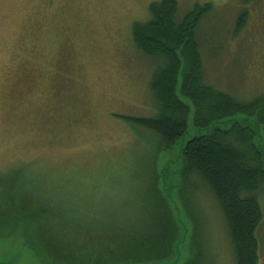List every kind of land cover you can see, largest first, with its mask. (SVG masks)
<instances>
[{
	"label": "rangeland",
	"instance_id": "rangeland-1",
	"mask_svg": "<svg viewBox=\"0 0 264 264\" xmlns=\"http://www.w3.org/2000/svg\"><path fill=\"white\" fill-rule=\"evenodd\" d=\"M159 1L0 0L1 206L13 202L19 189L41 196L70 229L98 222L99 229L124 230L114 221L138 214H130V207L149 195L145 185L153 186L155 166L159 172L166 166L179 182L181 145L163 153L166 164L160 156L156 162L158 140L119 118L152 117L158 111L152 77L161 61L137 49L133 28L150 20V6ZM175 1L179 20L197 5L212 6L198 37L208 83L242 100L263 97L264 0ZM243 11L248 18L235 33ZM191 198L203 252L198 264H236L229 228L213 196L206 188L193 189ZM261 205L264 210V197ZM16 207L9 213L22 218ZM179 211L190 231L185 209ZM38 223L35 218L33 225ZM0 235L11 248L20 245L21 233ZM192 237L190 232L187 253L197 264L200 251ZM259 240V264H264V222ZM14 248L0 250V258L41 264L29 250Z\"/></svg>",
	"mask_w": 264,
	"mask_h": 264
},
{
	"label": "trees",
	"instance_id": "trees-1",
	"mask_svg": "<svg viewBox=\"0 0 264 264\" xmlns=\"http://www.w3.org/2000/svg\"><path fill=\"white\" fill-rule=\"evenodd\" d=\"M242 1L245 5L254 0ZM178 12L175 0L155 2L150 6V20L134 25L137 49L148 58L161 61L152 77L158 111L152 117L119 116L138 134L149 132L158 140L161 147L156 162L158 156L162 158L172 147L181 145L193 124L198 136L182 148V169L173 199L168 198L169 189L165 191L163 175L155 166L153 186L145 185L149 195L141 199L138 207H130V214L136 210L138 214L128 221H114L115 225L125 226L124 230L116 226L112 230L99 229L98 222L86 227L78 225L73 230L55 219L54 210L43 203L41 196H26L18 189L12 204L0 205L8 212L0 215V234L6 230L8 235H23L18 248H12L29 250L41 264L49 261L34 245L44 250L53 264H165L176 259L177 246L182 242L184 255L180 264H192L196 258L187 253L192 232L200 251L198 264L203 252L200 225L191 209V200L195 199L191 198V191L206 188L229 228L236 264H259V230L264 222V151L257 145L258 133L252 125L260 129L258 141L264 144V96L242 100L209 84L198 37L212 6L197 5L180 20ZM248 15V11H243L235 33L245 26ZM229 121L234 122L206 133L212 126ZM175 205L185 209L189 233L187 226L184 230L180 225ZM13 207L25 215L12 216L9 211ZM35 218L38 227L33 225ZM5 241L0 235V250L12 249V242ZM23 244L29 249H23Z\"/></svg>",
	"mask_w": 264,
	"mask_h": 264
},
{
	"label": "water",
	"instance_id": "water-1",
	"mask_svg": "<svg viewBox=\"0 0 264 264\" xmlns=\"http://www.w3.org/2000/svg\"><path fill=\"white\" fill-rule=\"evenodd\" d=\"M234 122V121H233ZM233 122H225V123H221V124H219V125H214V126H212L209 130H207V132L206 133H210V132H212V131H215L216 129H219V128H226V126L227 125H231ZM241 123V122H240ZM241 124H243V125H245L246 123L245 122H243V123H241ZM252 128H253V130L256 132V133H258V138H257V145L259 146V148L260 149H263V151H264V144L263 143H261L260 141H258V140H260V138H261V131H260V129L259 128H257L256 126H254V125H252ZM191 132L193 133V135L191 134ZM196 136H198V133L195 131V129H194V127H193V124L191 123V126H190V128H189V130H188V132H187V134H186V136H185V138H184V140H183V142H182V144H181V146H180V154H181V152H182V148L188 143V141L191 139V138H194V137H196ZM187 138H188V140H187ZM165 157V156H164ZM162 159V163H164V164H166L165 162L167 161V159L168 158H166V159H163V157L161 158ZM160 159V160H161ZM178 160H177V158H175L174 159V162L176 163ZM171 163V162H173V161H171V160H169L167 163ZM163 164V165H164ZM160 172H161V174L163 175V185H164V189H165V191H167V189H169V191H168V193H167V196H168V198H171V200L173 199V193H174V191H175V189L178 187V185H179V182L177 183V177L175 176H171V172H167L166 171V166H164V167H162L161 169H160ZM177 172H178V170H177ZM175 175V174H174ZM175 178H176V183H175ZM167 184L169 185V187L167 188ZM177 184V185H176ZM176 206V208H175V213H176V217H177V219H178V221H179V223H180V225L184 228V230H186V224L183 222V220L180 218V211H179V208L177 207V205H175ZM186 232V231H185ZM188 233H189V231H188ZM188 233L186 232V234H185V236H186V238H185V240L187 239V235H188ZM185 242V241H184ZM183 255H184V249H183V244H182V242H180L179 243V245L177 246V254H176V259L174 260V261H172V262H170V263H165V264H180L181 263V261H182V258H183ZM15 263V261H8V260H3V261H0V264H14Z\"/></svg>",
	"mask_w": 264,
	"mask_h": 264
}]
</instances>
